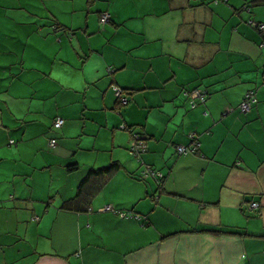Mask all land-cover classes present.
Wrapping results in <instances>:
<instances>
[{"label":"crops","instance_id":"0c3cea01","mask_svg":"<svg viewBox=\"0 0 264 264\" xmlns=\"http://www.w3.org/2000/svg\"><path fill=\"white\" fill-rule=\"evenodd\" d=\"M259 23L264 0H0V264H264Z\"/></svg>","mask_w":264,"mask_h":264},{"label":"built area","instance_id":"2783aa9c","mask_svg":"<svg viewBox=\"0 0 264 264\" xmlns=\"http://www.w3.org/2000/svg\"><path fill=\"white\" fill-rule=\"evenodd\" d=\"M218 1H220V0H216V2H218ZM247 8H249V6H247ZM100 20L103 24L109 22L111 20L110 13L109 12L102 13ZM257 28L260 32H264V24L263 23L257 24ZM263 83H264V73H263ZM114 90H115V94H116L120 104L126 105L129 101V99L125 94V90L119 86H115ZM186 95L191 100V103H190L191 107L195 108L197 105L206 102L208 92L206 90H202L200 88H195V89L187 91ZM257 102H258V99H257L256 91L255 90H249L245 94V96L243 97V100H242L239 108L242 112H248L251 110L252 105L257 103ZM64 123H65V120L61 117H58L54 121V127L59 129L64 125ZM191 137H192V143L190 145H188V146H177V152L179 154H188V153L197 152V150L199 148V144H200L199 140L195 134H192ZM50 146L51 147L56 146V140L54 138L50 140ZM129 150H130L131 154H133L134 156H137V157L141 153L146 151L145 141L140 134L135 133L133 135V142H132ZM149 175L153 176L154 178H156L158 180L163 178L162 173L157 172L156 170H153L152 168H147L143 173L144 177H148ZM259 205L260 204L258 202L253 201L250 203V208L251 209H258Z\"/></svg>","mask_w":264,"mask_h":264},{"label":"trees","instance_id":"16d2710c","mask_svg":"<svg viewBox=\"0 0 264 264\" xmlns=\"http://www.w3.org/2000/svg\"><path fill=\"white\" fill-rule=\"evenodd\" d=\"M58 28L60 29L59 25L55 24V29H58ZM72 168H76V166H71L70 169H72ZM116 168H117V165L113 163V164H111V165H109L107 167H103V168H101L99 170H92L89 173V177H91L92 173H97L99 175L108 176L111 173H113L116 170ZM83 186H84V182L79 187V191L77 193V196L74 199H72V200H70V201L65 203L64 207L66 209H78V208L80 209L83 205H79L78 203H83V204L84 203L85 204L88 203L89 194L83 193ZM76 205H79V207L76 206ZM214 232H217V231H214ZM218 233H220V232L218 231Z\"/></svg>","mask_w":264,"mask_h":264},{"label":"rangeland","instance_id":"374dc122","mask_svg":"<svg viewBox=\"0 0 264 264\" xmlns=\"http://www.w3.org/2000/svg\"><path fill=\"white\" fill-rule=\"evenodd\" d=\"M43 5H44V4H43ZM70 8H71V6H69V9H70ZM69 9H68V10H69ZM70 15H73V14H67V15H64V16H65L66 18L69 19V18H70ZM55 140H56V142H57V138H56Z\"/></svg>","mask_w":264,"mask_h":264}]
</instances>
